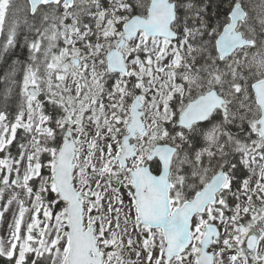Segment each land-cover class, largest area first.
I'll return each mask as SVG.
<instances>
[{
    "label": "snow or ice",
    "instance_id": "6c2138e0",
    "mask_svg": "<svg viewBox=\"0 0 264 264\" xmlns=\"http://www.w3.org/2000/svg\"><path fill=\"white\" fill-rule=\"evenodd\" d=\"M0 60V264H264V0H0Z\"/></svg>",
    "mask_w": 264,
    "mask_h": 264
},
{
    "label": "trees",
    "instance_id": "16d2710c",
    "mask_svg": "<svg viewBox=\"0 0 264 264\" xmlns=\"http://www.w3.org/2000/svg\"><path fill=\"white\" fill-rule=\"evenodd\" d=\"M10 61H3L0 60V88L4 87L3 84V77L6 75V73L9 71V65H10Z\"/></svg>",
    "mask_w": 264,
    "mask_h": 264
},
{
    "label": "rangeland",
    "instance_id": "374dc122",
    "mask_svg": "<svg viewBox=\"0 0 264 264\" xmlns=\"http://www.w3.org/2000/svg\"><path fill=\"white\" fill-rule=\"evenodd\" d=\"M132 258H133V259H135V257H134V256H133Z\"/></svg>",
    "mask_w": 264,
    "mask_h": 264
}]
</instances>
